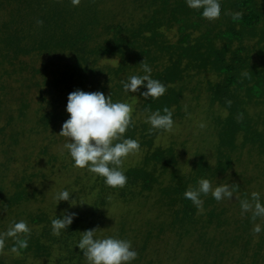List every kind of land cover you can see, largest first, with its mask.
Instances as JSON below:
<instances>
[{
    "label": "trees",
    "instance_id": "obj_1",
    "mask_svg": "<svg viewBox=\"0 0 264 264\" xmlns=\"http://www.w3.org/2000/svg\"><path fill=\"white\" fill-rule=\"evenodd\" d=\"M106 1L0 0V9L10 6L0 22V107L9 106L2 131L29 116L27 93L16 98L5 79L28 68L33 75L22 80L27 81L25 88L29 92L33 85L38 87L41 101H47L35 123L45 130L68 116L80 122L93 120L129 100L146 116L142 120L135 111L120 119L113 142L105 148L106 160L94 168L90 186H83L94 197L88 223L80 216L16 211L38 195V190L30 189L34 178L47 174L25 169L8 188L6 173L15 157L0 163V209L14 213L12 220L18 225L0 238V264L51 258L57 249L59 264H86L116 250L115 245H100L96 236L98 220L105 217L103 208L137 200H153L168 217L159 223L148 220L150 229L135 251L136 259L131 250L122 264L145 258L155 230V236L167 230L175 233L173 251L185 238H194L193 264H209V256L216 263L232 247L240 250L236 264H264V221L261 227L256 224L264 213V195L249 190L244 180L247 184L250 180L239 173L242 182L231 181L230 188L240 193V205L252 204L257 210L232 219L222 196L209 191L214 179H229L234 165L242 163L243 150L264 156V0H129L134 11L123 21L102 13ZM26 55H44L46 60L40 68L28 67L21 60ZM203 74L211 76L191 90L198 91L196 100L203 91L206 95L214 160L199 152L184 171L178 167L176 148L157 145L155 138L169 123L187 115L185 91L194 77ZM87 88L96 90V96L82 102ZM16 100L14 115L9 108ZM26 129H13L8 140L0 141L2 151L9 154L27 130L33 131ZM128 140H137L144 154L138 163L125 167L118 149ZM47 150L43 147L41 154ZM122 224L113 239L128 238L125 220ZM232 224L233 229H226Z\"/></svg>",
    "mask_w": 264,
    "mask_h": 264
},
{
    "label": "rangeland",
    "instance_id": "obj_2",
    "mask_svg": "<svg viewBox=\"0 0 264 264\" xmlns=\"http://www.w3.org/2000/svg\"><path fill=\"white\" fill-rule=\"evenodd\" d=\"M131 5L129 0H107L104 6L105 10H102V13L107 17L115 14L117 20H127L128 12L134 11ZM9 8L10 6L0 9V22L7 18ZM169 35L175 37V31H171ZM21 60L28 64V67L40 68L46 57L44 55H26L22 56ZM102 62H105V60ZM32 75L31 68H28V70L25 69L21 73L5 77L12 87L14 96L18 98L20 93L25 91L30 104L27 119H24V121L17 119L2 131V127L7 123L6 112H8L9 107L3 103L2 107L4 109L0 107V141L8 140L13 129L18 131L22 126L27 129L33 128V131L30 132L26 129L27 132L23 135L20 144L9 154H6L0 148V163L5 162L9 157H15L11 160L10 170L6 173L5 182L8 188H12L11 180L16 176H20L25 169L27 172L43 171L47 174V177L44 178L42 175L35 177L30 189L32 191L38 190V195L22 203L19 208L14 209L16 211L23 210L24 212L43 211L51 217L58 215L63 218L80 216L88 223L94 197L89 194V187L87 186L84 189L83 186L88 183L90 186L91 180L94 179V168L100 166L106 160L105 148L113 142L120 119L126 115L134 114L138 109L135 108L134 101L129 100L114 106L113 109L104 110L102 115L93 120L80 122L77 117L71 120L68 116L65 120H61L54 129L49 127L45 130L36 126L35 123L37 120L36 114L42 106L47 105V101H41L38 87L33 85L28 92L25 88L27 81H24V84L22 82L24 77H31ZM209 76L211 75L203 74L191 80L185 91L186 101L183 105V111L187 112V115L183 118H176L169 123L165 130L155 138L157 145L165 147L173 145L176 148L179 154L178 167L184 171L191 168L194 157L199 152L213 159L214 150L210 144L213 139V129L211 121L207 117L208 102L205 99L206 95L203 91L201 98L196 100L194 97L198 94V91L192 92L191 90ZM40 79H42L41 75H37L36 80L40 81ZM90 88L83 92L80 99L82 102L89 101L96 96L97 91H92ZM67 106L70 109L72 103ZM17 107L18 101L16 100L10 104L9 110L14 111L13 114L16 115ZM136 117L142 120L146 119V116L140 111L136 113ZM136 144L137 140H128L119 145L118 152L121 154V164L123 166H131L141 160L144 151L138 148ZM45 146L48 150L46 153L41 154V150ZM52 156H55L56 160L52 159L51 161ZM241 159L242 163L237 162L230 171L229 179L223 177L214 179L209 190L222 196V201L228 208V215L232 219L237 215L241 217L247 212L257 210L252 204L249 206L240 205V193L234 192L230 188L231 181L242 182L241 178H238L239 173H245L250 180L249 184L244 180L249 190L264 195V156L259 158L257 155H249L245 149L242 152ZM258 162L259 166L257 167L256 163ZM76 196L80 197L77 199ZM153 202V200H149V202L144 203L137 200L125 204L116 201L109 208H103L105 217L98 220L96 236L101 238L100 245H115L116 250L108 251L109 253L102 254L101 257L96 256L85 263L122 264L126 261L131 250H133L131 257L135 258V251L138 249L147 230L150 229L147 225L148 220L152 219L155 223H159L168 217V214L162 213L161 209L153 205ZM203 203L204 199L201 198L199 204L203 205ZM13 217L14 213L10 210L0 209V238L5 237L6 233L18 229V225L12 220ZM123 220H125L128 238L126 240H123V238L113 239L114 234L118 232V228L123 225ZM263 221L264 213L261 214L256 224L261 227ZM230 228L233 229V224L226 227V229ZM155 233H157V230L154 231V236L149 240L147 249L144 252L145 258L137 261L132 260L133 264H146L149 259L154 261L153 264H193L191 250L197 247L194 238H185L181 245L175 248L176 251H173L177 242L175 233L169 230L158 236H155ZM257 240L258 235H255L253 248H255L254 244ZM252 247L247 254V258L252 253ZM60 255L61 251L57 249L51 258L33 259L28 257L26 258V264H59L58 257ZM237 255L240 256V250L237 247H232L226 257L218 258L216 263L214 257L209 256V264H236ZM247 264H251L250 261Z\"/></svg>",
    "mask_w": 264,
    "mask_h": 264
}]
</instances>
